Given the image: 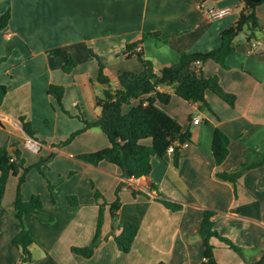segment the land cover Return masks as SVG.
I'll list each match as a JSON object with an SVG mask.
<instances>
[{
    "label": "crops",
    "instance_id": "crops-1",
    "mask_svg": "<svg viewBox=\"0 0 264 264\" xmlns=\"http://www.w3.org/2000/svg\"><path fill=\"white\" fill-rule=\"evenodd\" d=\"M203 5L229 12L209 18ZM242 7L239 0H0V15L10 11L8 26L0 32V86L7 89L0 105V146L18 148L25 165L45 158L44 172L54 187L51 194L47 179L35 168L22 185L23 198L39 194L41 213L49 217L22 216L34 239L29 247L32 261L22 263L21 250L12 243L20 230L13 205L17 177L8 178L0 205V264H202L199 225L207 210L214 213L217 233L241 249L237 253L211 238L219 264H249L261 257L264 164L239 173L236 183L217 173L236 172L246 151L264 155V2L256 8L262 29L255 39L248 42L244 32L236 37L227 68L212 60L202 67L206 77H218L221 87L235 95L233 106L210 90L206 92L210 108L183 100L171 89L168 104L156 103L191 133L176 166L172 154L153 156L149 177L134 179L122 176L113 163L93 165L78 159V154L109 145L99 127L59 146L85 127L80 116L92 122L100 113L96 97L109 86L98 82L92 52L102 60L110 87L116 89L122 72L143 69L136 55L123 56L127 46L141 42L138 49L158 71L176 63L183 52L218 47L220 32L237 19ZM154 32L158 36H145ZM69 59L75 65L65 72ZM50 84L63 86L62 106L49 94ZM20 117L31 122L37 140L24 132ZM216 127L229 139L228 155L220 165L211 150ZM96 191L101 195L97 199ZM69 196L76 197V204H70ZM117 197L121 204L114 221L109 204ZM160 200L180 208H166ZM102 203L106 205L100 244L91 257L73 253L72 246L92 241ZM127 221L136 223L138 231L131 250L124 253L114 235L120 232L118 224Z\"/></svg>",
    "mask_w": 264,
    "mask_h": 264
},
{
    "label": "trees",
    "instance_id": "trees-1",
    "mask_svg": "<svg viewBox=\"0 0 264 264\" xmlns=\"http://www.w3.org/2000/svg\"><path fill=\"white\" fill-rule=\"evenodd\" d=\"M243 7L239 12L237 19L227 28L220 32V45L208 51H196L191 53L183 52L179 60L170 65L154 70L150 60L144 58L143 53L138 49L141 42L127 46L123 52L125 58L136 55L141 62L143 69L140 72L125 71L118 77V88L110 87V80L104 73V64L99 56L92 52L98 63L97 80L99 83L109 86L103 92V96L96 97V105L100 107V113L95 121H88L84 116L80 119L85 127L70 134L62 141L59 146H64L79 133L92 127H99L106 135L109 145L91 152L78 154L76 157L87 163L97 165L101 161H107L118 166L122 176L126 178H148L152 169L151 159L153 156L164 157L166 150L170 145H174L173 163H178L180 151L183 145L190 140L189 130H183L182 126L156 103L168 104L172 96L170 89L175 95L183 100L198 103L200 106L210 108L206 100L208 90L215 93L218 97L234 105L235 95L225 91L216 76L206 77L203 74L202 67L208 60H212L222 67L227 68L226 58L234 51L236 37L245 33L248 42L256 37V32L262 29L256 16V8L264 0H239ZM10 11L7 10L0 15V32L3 31L9 23ZM158 36L157 32L147 33L145 36ZM138 50V51H137ZM2 58L0 59V61ZM75 63L69 59L63 67L65 72H70ZM6 87L0 86V105L6 94ZM48 92L62 106V97L64 93L63 86L50 84ZM143 96H147L143 98ZM134 100H138L133 104ZM19 121L24 132L33 140H37L35 130L30 121L25 117H20ZM150 140L149 144L144 140ZM228 136L219 128H215L212 136L211 150L214 162L220 165L228 155ZM257 158L250 162V157ZM264 164V155L250 150L245 152V161L236 172L217 173L219 178L236 183L239 173L242 171ZM47 167L45 158H41L35 164L25 165L18 148L10 150L7 145L0 146V205L10 176L17 177L16 194L13 201L16 216L20 220V230L13 237L12 243L21 250L22 263L32 261L29 247L34 243V239L22 223V216L26 213H37L42 218H49L41 213L42 199L39 194H33L28 200L23 198L21 191L23 183L26 181L28 172L35 168L46 179L44 169ZM48 181V179H47ZM153 187V185H150ZM48 188L52 194L53 185L48 181ZM121 186H118L117 193ZM134 191V195L137 194ZM101 195L95 192L96 199ZM70 204H76V197H68ZM166 208L178 210V204L160 200ZM120 200L117 199L109 204V210L112 219L115 221L117 212L120 208ZM105 203L99 205L96 222V230L90 244L85 246H72L71 251L83 257H91L95 249L101 242V227L103 224V208ZM212 211H205L199 225V235L203 239V261L202 264H219L214 256V245L210 242L211 238H217L228 248L237 253L241 249L230 242L227 238L220 236L214 228ZM116 226L114 222V227ZM120 232L114 235V241L117 247L124 253L131 250L133 241L138 231V225L133 222H124L118 224ZM163 264V263H159ZM249 264H264V252L258 260L251 261Z\"/></svg>",
    "mask_w": 264,
    "mask_h": 264
},
{
    "label": "built area",
    "instance_id": "built-area-1",
    "mask_svg": "<svg viewBox=\"0 0 264 264\" xmlns=\"http://www.w3.org/2000/svg\"><path fill=\"white\" fill-rule=\"evenodd\" d=\"M202 9L209 18H219L229 12V8H218L217 9V8H214L208 5H203ZM173 152H174V145H170L167 148L166 153L171 155Z\"/></svg>",
    "mask_w": 264,
    "mask_h": 264
},
{
    "label": "water",
    "instance_id": "water-1",
    "mask_svg": "<svg viewBox=\"0 0 264 264\" xmlns=\"http://www.w3.org/2000/svg\"><path fill=\"white\" fill-rule=\"evenodd\" d=\"M213 0H209L210 3H212Z\"/></svg>",
    "mask_w": 264,
    "mask_h": 264
}]
</instances>
